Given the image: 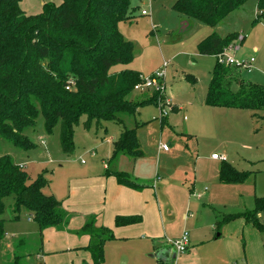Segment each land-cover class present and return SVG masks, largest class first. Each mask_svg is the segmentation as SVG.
Segmentation results:
<instances>
[{"label":"rangeland","instance_id":"1","mask_svg":"<svg viewBox=\"0 0 264 264\" xmlns=\"http://www.w3.org/2000/svg\"><path fill=\"white\" fill-rule=\"evenodd\" d=\"M174 1L130 0L127 15L131 18L120 22L119 28L123 36L133 43L134 58L127 65L117 64L111 68V72L130 68L147 75L160 68L162 63L166 61L168 63L165 75L166 99L168 102L177 103L183 107L181 111L173 113L170 104L168 115L172 128L168 124H164L161 129L160 110L157 105L151 103L139 107L135 115L119 114L123 120V126L114 121H108L98 127L92 126L87 130L82 124H79L74 131L75 150L72 154H65L60 146L59 124L52 129L51 133H46L43 116L39 113L34 126L27 127L24 132L36 147L24 150L0 138V156L7 154L15 164L22 165L21 168L28 174L29 181L43 172L47 183L42 188V192L53 195L57 200L64 203L70 193L69 185L72 187L74 179L82 175L81 173H74L73 170L78 171L80 169L82 159L84 163L92 161L91 151L101 153L100 149L99 151L95 149L94 144L103 142V146L106 148L111 147L106 139L117 137L122 127H136L142 157L145 159L152 157L155 161L156 159L159 160L156 171L158 177L155 175L152 177V179L156 178L157 187H160L163 180L166 178L168 180L173 173L178 175L188 171L191 175V170L188 167L192 168L196 157H199L202 169H208L211 162L206 159V156L210 157L212 152L218 155L226 154L228 161L236 169L250 171V175L244 182L236 183L232 187L233 191H230V187H228L229 189H226L224 195L219 193L209 198L207 195L198 198L196 191H201V189L199 190L200 186H206L209 191L207 193L210 195L214 187L209 182L196 186V191L191 193L192 203L189 206L191 212L182 207L180 220L173 227L175 233L180 231L182 234L186 231L190 241L189 228L183 227L182 215L184 211L187 216L191 213L196 215L201 211L204 221L208 216L211 218L215 216V219L219 221L229 213L251 210L254 205V197L264 195V111H256L255 115H251L253 111L247 109L205 106L204 96L212 68L217 62V56L202 55L196 49V43L212 32H216L220 36H225L230 32H240L245 36L240 44V49L236 52H228V54L234 55L238 59H248L253 56L254 66L250 71L239 70L237 76L246 83L259 84L264 87V14L258 16L262 11L264 12V7L258 6V0H244L229 11L217 24L208 26L177 12L173 8ZM45 2L59 5L61 0H21L20 7L27 14L35 15L41 12L42 4ZM142 10H146L148 14L142 15ZM183 19L188 21L186 27L181 23ZM187 75H192L197 80L196 83L193 84L188 80ZM147 95L145 92L133 90L128 98L138 101L143 97L148 98ZM196 108L206 110V116L203 114V117H199L195 111ZM184 115L187 117L186 121H183ZM172 118L174 119L172 120ZM184 125L191 127L194 135L192 139H188L182 134L185 130ZM237 125L240 128L235 127ZM161 143L170 147V152L175 154L174 157L164 155V151H159L158 144ZM125 156L129 157L128 155ZM119 158L120 155L113 159L109 158L108 163L111 169H115ZM219 163L220 161H213L212 166L219 165ZM121 164L130 173L129 171L133 167L131 162L127 164L122 161ZM81 167L84 168L85 165L82 164ZM199 172L200 175L203 173L201 169ZM129 175L131 177V174ZM138 181L150 184L151 179ZM189 181H191L190 176L186 182L187 186L190 184ZM176 195L177 191L167 188L164 189V194L160 198L163 202L164 199H173ZM80 197V194L77 195L72 190L69 208L82 206ZM12 208L13 197L9 196L5 198V211L2 215L5 220V233L0 239V264H43L37 258L38 253H42L44 264H64V262H60L62 256L72 253L76 255L77 250L81 249L61 248V245L69 244L70 241L66 238H55L46 243L45 237L42 235L43 230L41 233L39 232L37 224L32 220L31 213L22 208L19 221H14ZM162 210L165 215L164 206H162ZM67 212L71 215V219L76 214L72 210ZM90 216L94 215H89L85 221ZM28 217L31 221H25ZM257 218L263 224L264 212L257 213ZM240 220L244 221L242 217H237L227 224ZM224 222L219 224V231L224 226ZM254 230L264 241V232L256 228ZM53 232L57 234L58 229H53ZM169 235L167 234L168 237L172 238ZM243 243L244 241H241L239 246L241 254L244 249ZM126 244L129 248H132L131 245H137V243ZM126 244L123 247L127 251L128 264L148 263L147 257L139 252L140 246L136 247L139 250H134L131 253L127 250ZM213 244L194 245L190 242L188 249L182 252L173 263L227 264L219 254L216 255L215 259L214 255L217 251ZM49 248L55 250L49 251ZM117 252H114L107 259L103 247V261L101 263L119 264L118 259H116ZM84 263L86 261L83 258L80 263L69 261L66 264Z\"/></svg>","mask_w":264,"mask_h":264},{"label":"trees","instance_id":"2","mask_svg":"<svg viewBox=\"0 0 264 264\" xmlns=\"http://www.w3.org/2000/svg\"><path fill=\"white\" fill-rule=\"evenodd\" d=\"M21 0H0V138L24 150L36 145L24 133L35 124L39 113L46 133L59 124V141L65 154L75 150L74 131L79 124L85 129L114 121L123 126L121 113L135 115L139 107L154 103L157 95L134 101L128 98L141 72L124 68L111 72L117 64L127 65L134 58L133 43L119 29L129 20L130 0H61L59 5L42 4L41 12L27 14ZM244 0H175L173 8L183 16L213 26ZM264 7V0H258ZM262 11L259 15H263ZM259 16V17H260ZM239 32L220 36L212 32L196 43L202 55L222 52ZM235 66L215 63L211 71L204 103L212 107L264 111V87L246 83L237 76ZM186 78L193 84L192 75ZM235 86V89H233ZM68 87V89H67ZM164 118H160L161 122ZM140 126V125H138ZM137 128L120 129L112 142L110 159L121 154L131 158L142 156ZM125 186L139 189L141 184L127 174L112 173ZM250 171L236 169L228 160L220 161L218 180L225 184L242 183ZM44 173L29 181L28 174L9 155L0 156V239L5 233L2 217L5 198L13 197V219L25 208L31 213L39 232L45 228L66 227L70 214L53 195L44 194ZM264 212V195L254 197L251 210L225 215L219 224L242 217L264 232L257 213ZM138 215L116 216L115 225L137 223ZM78 234L90 238L86 249L92 264L103 261V247L114 235L110 228L96 226L90 216Z\"/></svg>","mask_w":264,"mask_h":264},{"label":"crops","instance_id":"3","mask_svg":"<svg viewBox=\"0 0 264 264\" xmlns=\"http://www.w3.org/2000/svg\"><path fill=\"white\" fill-rule=\"evenodd\" d=\"M184 19L186 18L184 17ZM184 19L181 23L184 24V27H186L188 25V21ZM251 57L254 58L253 56ZM147 96L149 97L150 94ZM166 101L168 102V99H166ZM169 103L172 106L171 109L173 113L181 111L183 108L177 103ZM204 105L207 106L205 103ZM195 111L199 117H203V114L206 116V110L196 108ZM173 119L174 118H172V120ZM186 119L187 117L184 115L183 121H186ZM164 124H168V126L172 128V124L169 122V115L164 118L163 122L160 120L161 129ZM235 127L240 128L239 125ZM184 128L185 130L182 134L185 135L186 138L192 139L194 135L192 133L191 127L184 125ZM117 137H110V139H106V141L111 144V147L109 148L103 146V142L94 144L96 146L95 149H97V151L100 149L101 153L99 154V152L94 153L91 151L92 161L90 160V162L84 163V160L82 159L80 161L81 165L84 164L85 167L83 168L80 165V169L78 171L73 170L74 173H81L82 175L74 179L72 187L69 185V196L65 200L66 202H64L63 199L64 203H61L67 211L72 210L76 214L72 219L70 216L66 227L63 229H58L57 234L56 232H53V229H55L54 227H49L43 229L42 235L45 237L46 243H49L51 239L55 238L68 239L70 241L68 245H61V248L63 249L65 247L70 249L81 248L77 250L78 253L76 255L72 253L71 255L67 254L62 256L60 259L61 263L64 262V264H66L69 261L72 263H80L84 258V261H86L84 264H92L91 255L86 249L90 238L87 234H78L76 231L84 224L86 217L89 215H94L95 225L110 228L114 235V238L106 241L104 245L105 257H107V259L110 255H113L114 252L118 251L116 259H118L119 264H128V257L126 255L127 251H125L123 246H125L124 244L126 243H137L136 246L131 245L132 248H129L126 244L128 248L127 250L132 253L134 250H139L136 247L140 246L139 252H141L143 256H146V259L149 260L148 263L145 262V264L175 263L176 258L181 253H175V256L170 259L171 252L175 251L173 247L167 243L166 238H171L168 237L167 234H170L172 238H176L181 235L180 231L175 233L173 231V227L175 226V223L180 220V212L183 211L182 207H184L186 211L191 212L189 207L192 203L191 193L196 191V186H199L204 182L211 183L214 187L211 191V195L210 193H207L208 188L206 186H200L199 190L201 189V191H196V193L199 194L198 198H202L205 195H207L209 198L219 193L224 195L226 189H229L228 187H230V191H233L232 187L235 186V184H225L218 180L220 163L219 165L212 166V162L220 160L211 158V155L214 154L213 152L211 153L210 157L206 156V159L211 162V165L208 169H202L203 167L199 162L200 159L199 157H196V160L193 162V169L190 166L188 167L191 170V175L188 173V171L184 172V174L181 173L178 175L173 173L169 176L168 180L167 178L163 180L160 187H157V180L155 178L156 176L158 177L156 172L159 165L158 159L155 161L152 157L145 159L142 156L137 158H129L124 154H121L115 169H111L109 167L108 161L110 160L109 158L111 157L113 150L112 142L116 140ZM101 145L103 148H100L102 147ZM159 151H164L163 154L169 155L170 157H174L175 155L174 152H170V147L167 150L160 149ZM224 155L226 156V160H229L227 155ZM122 161H125L127 164H130L131 162L133 167L130 169V173H128V169L126 170V168H123L121 164ZM67 163L69 162L67 161ZM200 169L203 172L201 175L199 174ZM116 171L123 173L127 171L125 174L128 173L127 176L131 174L132 178L129 177L130 175L128 177L141 184L142 187L139 189H134L120 184L117 181L116 176L112 174ZM154 175L155 177L152 179ZM189 176L191 181H189L190 184L187 186L186 182L188 181ZM144 179H151L150 184L142 182L140 183V181H138ZM167 188L177 191V195L173 199L166 198L162 202L160 196L164 194V189ZM72 190L77 195H81L80 200L82 202V206H73L71 209L69 208V204ZM162 206L165 207V215L163 214ZM128 215H138L141 217V220L137 223L129 225H115L116 216ZM18 219L13 220L19 221ZM232 220L225 221L223 223L224 226H222L221 231H219L220 225L218 228L216 227L217 220L215 219V216L212 218L208 216L204 221L201 211H199V213L196 215L191 213V215L188 214V216L184 211V214L182 215V221L183 227L189 228L188 231L190 241L188 240V245L190 242H192L194 245L214 243V249L217 251V253L214 255L215 259L216 255L219 254V256L221 255L227 264H264L263 238L257 232H255V227L251 223H248L245 220H240L227 224ZM25 221L31 220L28 217ZM215 232L218 233L216 234ZM42 241L44 240L42 239ZM241 241H244V249L242 254L239 251ZM48 250L54 251L55 249L49 248ZM82 253L83 256H81ZM41 254L38 253L37 258L44 264Z\"/></svg>","mask_w":264,"mask_h":264},{"label":"built area","instance_id":"4","mask_svg":"<svg viewBox=\"0 0 264 264\" xmlns=\"http://www.w3.org/2000/svg\"><path fill=\"white\" fill-rule=\"evenodd\" d=\"M142 15H147L148 12L146 10L141 11ZM245 36L238 33L235 40H233L226 48L223 49L222 52L218 53L217 61L219 63H225L227 65L235 66L238 70H246L250 71L253 67L254 58L249 59H238L234 55L228 54L231 51H238L240 49V44L244 40ZM168 63L164 61L162 66L157 70L143 75L142 73L139 74L140 81L137 82L133 90L145 92L146 94L150 95H157V106L160 110V118L166 117L168 115V109H170V103L166 101L165 98V91H166V82H165V75H166V67ZM68 89V87H67ZM172 107V106H171ZM160 149L167 150L168 146L166 144H159ZM211 158L218 159L220 161L225 160V155H218L216 153L211 155ZM22 166V165H20ZM198 197L199 194L196 193ZM264 224V223H263ZM167 243L170 244L175 253L179 254L184 252L188 247V233L183 232L179 237L176 238H166Z\"/></svg>","mask_w":264,"mask_h":264},{"label":"water","instance_id":"5","mask_svg":"<svg viewBox=\"0 0 264 264\" xmlns=\"http://www.w3.org/2000/svg\"><path fill=\"white\" fill-rule=\"evenodd\" d=\"M174 256H175V252H171L170 259L173 258Z\"/></svg>","mask_w":264,"mask_h":264}]
</instances>
